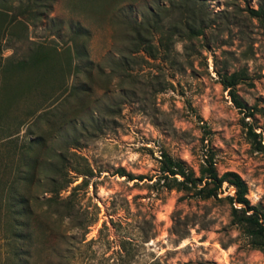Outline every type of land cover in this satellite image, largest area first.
<instances>
[{"label": "rangeland", "instance_id": "1", "mask_svg": "<svg viewBox=\"0 0 264 264\" xmlns=\"http://www.w3.org/2000/svg\"><path fill=\"white\" fill-rule=\"evenodd\" d=\"M1 1L12 14L33 7ZM200 1L197 37L173 31L186 15L169 0H43L44 19L22 17L26 30L1 40L0 140L17 134L0 143V205L17 147L43 140L29 153L34 177L16 183L31 211L29 264H264L231 220V187L201 199L158 171L162 153L195 175L211 158L264 218V0ZM162 9L153 51L130 47L128 21ZM35 50L44 69L15 67ZM233 73L241 110L220 83Z\"/></svg>", "mask_w": 264, "mask_h": 264}, {"label": "trees", "instance_id": "2", "mask_svg": "<svg viewBox=\"0 0 264 264\" xmlns=\"http://www.w3.org/2000/svg\"><path fill=\"white\" fill-rule=\"evenodd\" d=\"M32 1V8H18L17 12L12 14L6 9L5 2L0 0V48L5 45L1 40L7 35H12L11 31L15 26H21L26 30L22 24V17L28 20L44 19L43 12L38 11V7L43 4V0H29ZM171 7L177 10L181 15H186V21L183 27L173 28V31H185L191 37H197L201 34L204 28L201 12L203 3L200 0H169ZM12 9V8H11ZM164 12L150 11L147 16H143L137 22L130 20L129 25V44L134 49H140L147 53H151L153 48L150 44V39L153 38L156 32H159L161 26L159 25L160 16L166 17L167 9H162ZM250 15L258 17L259 12L250 11ZM25 24V23H24ZM73 34L78 37L81 34L82 28L76 27ZM85 32V31H84ZM74 39V38H73ZM8 43V42H7ZM6 46V45H5ZM4 46V47H5ZM40 47L36 45V49ZM7 48V47H5ZM77 54V52H75ZM80 56H84V52ZM47 63L46 52L35 50L29 55L27 61L21 60L15 64L18 69L31 66L40 71ZM238 81L237 74H230L229 76H222L221 85L227 91L229 99L237 110L245 107L239 101L234 92V86ZM253 137L255 134L250 132ZM17 133L7 135L0 140V143L9 141ZM262 141H264V134ZM9 143V142H8ZM43 140L40 136L30 137L25 143L19 144L17 151L20 155L19 162L21 168H17L11 182L4 184L1 189L5 192L4 199L0 205L1 216L3 217L4 231L0 232V241L3 242V262L4 264H29L30 248L29 236L23 231L26 227L27 218L31 215L27 199L21 195L16 183L20 181H29L34 177L32 164L36 162L35 158H31V153L35 148L42 145ZM158 171L165 182L167 189H175L178 191L192 190L196 196L201 199L215 197L220 191L221 186L225 183L233 189V195L229 197L230 203V217L234 224L244 229V233L249 238L252 248L257 249L264 256V218L259 215L253 207L249 205L246 198L247 188L240 177L234 172H224L220 175L214 169L211 158L203 159L202 165L198 168L195 175L192 170L187 168L181 161L172 159L167 154L162 153L159 160ZM52 198H47L49 207L57 205L52 201ZM251 212V213H248ZM262 220V222H259ZM25 242V246H23Z\"/></svg>", "mask_w": 264, "mask_h": 264}]
</instances>
